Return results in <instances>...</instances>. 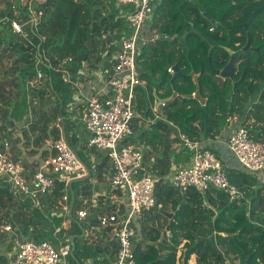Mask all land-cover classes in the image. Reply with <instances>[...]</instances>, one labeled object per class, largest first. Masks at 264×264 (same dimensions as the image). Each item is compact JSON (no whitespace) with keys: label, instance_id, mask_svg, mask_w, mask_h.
<instances>
[{"label":"trees","instance_id":"trees-1","mask_svg":"<svg viewBox=\"0 0 264 264\" xmlns=\"http://www.w3.org/2000/svg\"><path fill=\"white\" fill-rule=\"evenodd\" d=\"M263 4L264 0H159L155 5L150 35L144 31L146 40L140 44L138 64L147 87L136 92V108L143 121L136 120L134 130L139 133V143L146 147L148 173L156 180L157 206L152 215L139 220L138 233L149 241L137 242V264H191L194 257L196 264H246L247 261L264 264V184L258 175L245 173L243 169L227 171L230 182L242 195L234 202L214 188L205 194L195 190L183 194L165 183L175 169L174 164L191 160V153L181 148V136L195 142L215 139L222 131L223 120L237 118L252 140L264 141V10L245 28L251 13ZM21 7L18 0H0V19L18 21L25 31L24 36L13 34L8 24L0 33V132L10 134L4 138L8 139L18 128H10L3 120L4 115L16 122L28 115L31 119L25 127L18 128L23 145H33L48 154L50 149L45 142L59 140L62 135L56 92L64 103L67 140L73 139L76 148L70 146L74 150L81 145L82 149L76 152L85 161L82 150L87 151V142H80L77 121L71 120L67 113L78 89L66 84L63 77L76 75L80 83L82 69L88 68L89 73L102 65L112 69L122 40L130 35L127 17L131 8L118 6L115 0H47L41 5L43 14L32 30L27 25V6L22 3ZM205 12L221 26L214 28L204 17ZM192 27L202 36L191 34L185 41L177 38L172 42L154 39L161 35L182 37ZM249 33L252 49L242 53L232 77L224 80L216 76L209 67V59L215 69L223 70L230 61L226 49L242 50ZM184 43L191 48L189 58ZM68 58L73 62L63 66ZM175 65L181 76L171 83L173 76L168 70ZM192 71L199 76L205 105L183 97L196 91L194 79L189 76ZM154 88L166 100L165 106L160 107L164 120H156L154 116ZM18 143L20 139L14 138L10 149L13 160ZM102 154L103 157L98 155L95 159L98 163L94 168L87 163L97 180L109 169L108 156ZM8 184L6 178L0 177V227L10 224L15 233L28 237L29 241H48L58 246L56 228H62L60 239L69 241L70 236L81 235L82 228L99 224L98 219L87 224L75 217V210L81 205L75 186L80 183L73 184V194L69 190V198L75 195L76 199L72 217L60 215L64 185L56 183L38 203L29 196H21ZM92 189L90 180L86 181L83 192L90 195ZM163 211L173 213L175 223L169 232L166 231L168 217ZM65 222L68 226H64ZM6 233L10 232L0 229V264H8L7 255L15 238ZM112 241L103 253L113 250L111 255L116 257L118 245ZM100 244L88 238L75 239L71 264H85L88 260L107 264L106 260H99Z\"/></svg>","mask_w":264,"mask_h":264},{"label":"built area","instance_id":"built-area-1","mask_svg":"<svg viewBox=\"0 0 264 264\" xmlns=\"http://www.w3.org/2000/svg\"><path fill=\"white\" fill-rule=\"evenodd\" d=\"M21 1L24 5L25 2L31 3L33 0ZM115 1L118 6L131 8L127 17L130 35L122 40L112 69L102 71V75L109 79L110 93L88 102L83 122L89 134L86 149L87 151L96 149L111 160L112 168L108 183L120 196L125 207L121 206V209L117 208L111 214H101L98 217L99 224L91 226L90 229L96 232L109 229L113 231L118 245L115 264H137L134 241L138 235V221L157 206L156 180L144 167L143 148L136 144H127V140H132L135 135L132 122L138 115L136 92L147 87V82L141 78L138 57L140 44L146 40L144 28L154 14L157 0ZM28 13L31 18L27 25L35 28L43 14L42 9L29 10ZM8 24H11L13 34L25 35L23 24L7 18L0 19V33ZM71 62L73 59L68 58L63 62V66ZM168 71L174 74L173 68ZM38 77L42 79L43 74L39 72ZM69 77V75L63 77L66 84L70 82ZM165 104L163 101L159 106L164 107ZM227 123H232L231 118ZM181 140L184 148L191 153V162L175 170L170 180L172 188L183 194L190 190L205 194L214 188L227 194L231 202L239 200L241 192L230 182L218 156L203 149L200 142L192 141L186 136H181ZM0 146V177L6 178L14 191L36 200L39 196L47 195L56 183L62 184L65 187V194L61 201L60 215L66 217L71 214L70 185L75 180L85 178L88 169L78 159L67 140L60 138L50 141L48 145L50 157L31 179L27 177L24 167L12 159L8 139L0 141ZM228 148L245 173L258 175L264 172V141L252 140L245 127L238 126L233 130L228 139ZM115 198L118 202V197ZM123 208L126 209L125 212ZM77 216L79 220H86L89 214L86 210H79ZM0 229L5 232L13 231L10 224H5ZM61 230V227L55 229L58 246L48 241L17 243L13 254L9 256L8 264H71L73 247L70 241L60 239Z\"/></svg>","mask_w":264,"mask_h":264},{"label":"crops","instance_id":"crops-1","mask_svg":"<svg viewBox=\"0 0 264 264\" xmlns=\"http://www.w3.org/2000/svg\"><path fill=\"white\" fill-rule=\"evenodd\" d=\"M46 1L47 0H39L38 3L34 2V0L31 3L25 2V3H27V12H29V10L37 11V10L41 9V5L44 4ZM157 3H159V0ZM156 8H157V6L155 7V11H156ZM155 11H154V13H155ZM153 16H154V14L152 15V18L150 19V21L145 26L146 28H144L145 34L147 33V35H150L149 34L150 33V26H151V22L153 20ZM103 69H105L103 65L101 66V68L99 70H95L91 73H89L88 68L84 69V70L82 69L81 72L83 73V76H82V80L80 83L77 81L76 75H70V77H69L70 82L68 83V85L69 86L75 85L76 88L78 89V91H76L74 93L73 103L70 104V106H69V117L71 120L75 119L76 121H77V117H78V120L81 121L82 125L80 127L78 126L80 128L79 130H81V133L79 132L80 134H78V137L80 138V142L82 141V143L83 142L86 143L88 141V137H89V134H88V132L85 128L84 122H83V117H84V113H85L86 107L88 105V102L94 98H102L103 96H106L110 93L109 79L107 77H104V75H102ZM140 70H141V68H140ZM142 89H146V88H142ZM156 96L158 97L157 92H155V98H156ZM158 98L160 100H165V99H161L160 97H158ZM80 114H81V116H80ZM160 114H161L160 106H158L157 109L154 108V116H155L156 120H158V119L164 120V118L162 116H160ZM138 119H140L139 121H143V118H140L139 115H137V118L135 120H138ZM228 119L223 120L222 131L218 136L215 137V139H209V140L204 139L200 142V144H201V147L203 149L209 150V151L215 153L220 158V160L222 161L226 171L234 170V169L235 170L236 169L242 170L243 169L242 166L240 165V163L238 162L236 157L233 155V153L228 148V139L231 136L233 130L235 128H237L238 126H240V120H238L237 118H231L232 123L229 124V123H227ZM145 123H148V121H145ZM134 132H135V130H134ZM15 134H16V138L20 139V143H18V148L16 149V151H14V154L16 156V159L14 158V160L20 161L23 165L26 164L24 167L25 171H26V175L29 179H31L36 172H38L40 169H42L44 167V165L46 164L47 160L50 157V152L48 154L42 153L41 148L37 149V148L33 147V145L31 147H29V146L25 147L23 145L24 140H23L22 134L20 133V130H18V132H16ZM138 135H139V133L135 132V135H134L132 140L134 141V144L142 147L144 150V153H145L146 147L139 143ZM61 138H63L62 135H61ZM10 145L12 146L11 142H10ZM47 145H50V140L45 142L46 147H47ZM80 146L81 145L79 144L78 150H75V151L81 150L82 148ZM174 146H176V145H174ZM177 153H178V150L174 151L173 154L175 155ZM12 154H13V150H12ZM153 155H156V154H153ZM82 156H85V161L82 160L81 158L80 159L82 161H84L86 164L88 163L90 166L92 165V168H94L95 165L98 163L95 160V157L91 156L87 151L83 152ZM190 162H191V160H185L183 163H178V165H176V166L174 164L173 168H175V169H174L173 173L171 172L170 176L165 179V183H168L170 185V180L172 178L171 176H173L175 170L181 166L189 165ZM148 165L145 162L144 167L147 171H148ZM110 170H111V168H109L108 170L103 172V176H102L101 180H97L96 177L93 176V173L91 172L92 173L91 178L88 180H90V183L93 185V189H92V192L90 195H86L87 193L83 192V187H84V184L86 181L85 182H77V183H80V185L75 186V189L78 192L77 201L81 202L80 207L76 208V210H75V217H78L77 212L79 210H86L88 212L89 216L86 219L87 221L83 220V222H85V223L88 222L87 224H89L90 221H94V220L98 219V217L101 214L115 211L117 208L121 209V206L125 207V205H123L121 200H120V196L118 194H116L117 192L114 191L108 183ZM258 177H259L260 181L263 182L264 181V172L261 174H258ZM115 196L118 197V199H119L118 202H117V199L115 198ZM75 200H76L75 195H73V198L69 200V205L72 209L74 207ZM38 203H41V202H38ZM165 212L171 213L170 211H163V214ZM152 214H153V212L151 211L150 213H147L146 216H150ZM141 218H143V217H141ZM138 220H139V218H138ZM158 223L159 222H157L156 224H158ZM160 223H162L163 225L166 224L165 221H162ZM169 224H170V219L168 218L167 226ZM166 231H167V228H166ZM102 232L104 233V235L102 234ZM167 232H169V231H167ZM85 233H86V235L84 238H88L92 241L96 240V241H99L101 243L100 244L101 248L99 249L101 256H100L99 260H106L108 262L107 264H115L116 259H115V256L111 255L112 254V253H110L111 251L103 253V250L108 246L107 244L109 243V245H110L113 242L112 240L115 241L113 231L109 229V230H105V231H97L96 232V231H93V229L91 230L89 227H87V229L85 230ZM80 239H83V238H80ZM136 239L138 242H140L142 244L149 241V239H144L143 237H141V235L139 233H138ZM135 242H136V240L134 241V245L136 246L137 243L135 244ZM115 243H116V241H115ZM190 263L196 264V258L194 257ZM85 264H94V261L88 260V261H86Z\"/></svg>","mask_w":264,"mask_h":264},{"label":"water","instance_id":"water-1","mask_svg":"<svg viewBox=\"0 0 264 264\" xmlns=\"http://www.w3.org/2000/svg\"><path fill=\"white\" fill-rule=\"evenodd\" d=\"M18 3H19V6L20 8H22V1L18 0ZM264 10V4L262 6H259L254 12L251 13L250 15V18L248 20V23L245 24V28L248 29V25L250 23H252L255 19H256V16L257 14ZM27 14V13H26ZM29 18H31V16L29 14H27ZM204 17H206L209 22L213 25L214 28H217L218 26H221V23L216 21L213 17H211V15H209L207 12L203 13ZM32 30H34V27L32 26ZM36 34V33H35ZM191 34H198L200 36H202L194 27H192V29L186 33L184 36L182 37H178V36H173V37H169V36H166V35H161V36H157L156 39L160 40V41H163V42H172L174 40H176L177 38H180L182 41H185V39L191 35ZM185 44V47L187 49V58H189L190 56V52H191V48L190 46L187 44V43H184ZM40 49V47H39ZM250 49H252V39H251V35L250 33L248 34V42L247 44L242 48V50L238 51V52H233L231 49L227 48L226 51L229 53L230 55V61L229 63L225 66V68L223 70H217L215 69L213 66H212V62L211 60L209 59V67L210 69L212 70V72L216 75V76H219L221 78H223L224 80L225 79H229L232 77V74H233V71L234 69L236 68V64H237V61L239 60L240 56L242 55V53L244 52H247L249 51ZM212 51V47L210 48L209 50V53H211ZM40 59L42 60L43 57L40 55ZM42 64H43V61H42ZM48 69L49 71L51 70V68H49L48 66ZM174 69V75L172 77V80H171V83H173V81L181 76L180 73H179V69H178V65H175L173 67ZM191 78L194 79V82L196 84V97L195 96H183L184 98L186 99H196L197 101L200 102L201 105H205L206 103V100L203 99L202 95H201V87H200V83L198 81V78L199 76L195 75V72L192 71L189 75ZM49 81H50V86L51 88L53 89V83H52V79H51V76L49 78ZM55 96L57 98V100L59 101V122L62 126V137L63 139L67 140V137H66V121L64 119V116H63V110H64V103L63 101L61 100V98L59 97L58 93L55 92ZM163 101H166V100H160L157 96H156V100H155V108L157 109L158 106L161 104V102ZM31 117L28 116V115H25L22 120L16 122V121H13V120H9L6 118V115L3 116V120L10 126V128H15V127H19V128H24L25 127V124L28 120H30ZM72 150L74 151V153L76 154V156L78 157V159L87 167L88 169V175L85 177V178H82V179H78V180H75L71 183L70 185V190H71V193L73 194V189H72V186L74 183H77V182H85L87 181L88 179L91 178V169L88 167V165L82 161L79 157V155L77 154V152L72 148ZM72 212H73V209L71 208V214L70 216L72 217ZM169 219H170V224L167 226V231H170V229L173 227L174 225V220H173V214L172 213H167L165 212L164 213ZM82 228V227H81ZM86 235L85 233V229L82 228V234L81 235H73V236H70L69 238V241L70 243L72 244V256L75 252V239L77 238H84ZM246 264H249V261L246 262Z\"/></svg>","mask_w":264,"mask_h":264},{"label":"rangeland","instance_id":"rangeland-1","mask_svg":"<svg viewBox=\"0 0 264 264\" xmlns=\"http://www.w3.org/2000/svg\"><path fill=\"white\" fill-rule=\"evenodd\" d=\"M38 1L39 0H34V2H36V3H38ZM35 3V4H36ZM24 6L26 7L27 6V3H25L24 4ZM152 18V17H151ZM150 21V20H149ZM147 25V24H146ZM146 28V27H145ZM174 74H172V76H173ZM195 83V82H194ZM196 85V84H195ZM154 95H155V92H157V89L156 88H154ZM227 94H228V96H227ZM227 94H226V96L229 98L230 97V90L229 91H227ZM179 95V94H178ZM192 96H195L196 97V92H194L193 94H192ZM158 97H160V96H158ZM161 99H163V98H161ZM196 100V99H195ZM67 113L69 114V108L67 109ZM80 116H81V114H80ZM236 121V120H235ZM77 126H81L82 124H81V121L80 120H78V117H77ZM136 123V120H134L133 122H132V127H133V129H134V124ZM19 128V127H18ZM18 128H15V130L13 131V133H12V135H11V137H9L8 138V141H10L11 142V144L13 143V141H14V138H16V132H18ZM77 129L78 128H76L75 127V129H74V132H76L77 133ZM7 135H10V134H8V133H4V132H2V133H0V141H3V139L5 138V137H7ZM68 141H69V143H70V145L73 147V148H76V144H74L73 143V139L72 138H68ZM134 144V141L133 140H127V144ZM181 146H182V148H184V146H183V143H181ZM77 150H78V147H77ZM33 152V151H32ZM31 152V153H32ZM82 152H85V150L83 149L82 150ZM91 156H94L95 157V159L97 160L98 159V155L100 156V157H103L104 155L100 152V151H98V150H96V149H93V150H90L89 152H88ZM106 166H108L109 168H112V162H111V160L108 158V161L106 162ZM1 178H4L3 176L1 177ZM9 185V184H8ZM10 186V185H9ZM44 196H39L36 200H37V202H40L41 201V199L43 198ZM29 199H31V198H29ZM8 223H10V222H8ZM66 223V225L68 226V223L67 222H65ZM4 226V225H3ZM2 227V226H1ZM2 230V229H1ZM2 231H4V230H2ZM15 230L13 229V231L12 232H10V233H6V234H10L11 236H15V238L13 239V242H12V249H11V251L9 252V254L7 255V258L9 259V256L14 252V248L16 247V245H17V243H20V242H23V241H29V239H28V237H26V236H20V234L18 233H15L14 232ZM102 234L104 235V233L102 232ZM54 236H55V233H54ZM136 240V242H135V244L138 242L137 241V239H135ZM90 241H92V240H90ZM5 250V245H4V247L2 248V251H4ZM113 252V250H111V252L110 253H112ZM9 261V260H8Z\"/></svg>","mask_w":264,"mask_h":264}]
</instances>
